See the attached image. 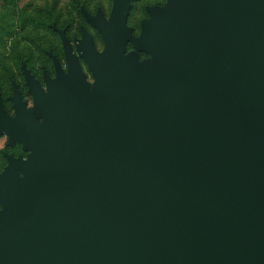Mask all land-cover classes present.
<instances>
[{"label": "water", "instance_id": "95a60500", "mask_svg": "<svg viewBox=\"0 0 264 264\" xmlns=\"http://www.w3.org/2000/svg\"><path fill=\"white\" fill-rule=\"evenodd\" d=\"M131 6L80 46L94 97L74 67L34 85L43 126L0 106L34 152L0 176V264H264V0H168L137 39Z\"/></svg>", "mask_w": 264, "mask_h": 264}, {"label": "flooded vegetation", "instance_id": "af4514ba", "mask_svg": "<svg viewBox=\"0 0 264 264\" xmlns=\"http://www.w3.org/2000/svg\"><path fill=\"white\" fill-rule=\"evenodd\" d=\"M134 0H131V4ZM97 7L98 10L92 13L89 9L85 12L82 10L78 13H68V17L65 21L61 22V27H53L50 29H41L50 33L49 36L34 37L29 40L20 36V44L18 45L21 49L31 50L32 58L22 59L17 63L16 59L10 60L11 68L6 76L0 77L4 79L2 89H0V106L10 119H17L16 110V97L19 98L21 105L24 110L28 112L33 120L40 126L46 123L44 117L34 116V112L37 107V93L34 91V85L37 90L45 98H50L52 95L53 87H60L62 81H72L73 69L76 67L79 73L83 77V82L88 87V93L91 97H94V87L96 84L95 76L83 57L80 46L85 43V36H88L92 42L95 50L102 54L106 48V41L101 31L93 24V19H98L101 14L106 22H110L112 16L109 12L110 2L106 0ZM109 2V5L106 4ZM115 3V0H114ZM113 4V0H112ZM164 7V6H163ZM153 7V8H163ZM114 9V8H113ZM152 9V8H151ZM105 10V15H104ZM133 11V6L128 17V26L130 22V15ZM148 19L150 20L149 10ZM143 21L141 28L143 31ZM133 39H137L141 36L142 31L137 34L136 26L131 29ZM126 55L135 54L138 57L139 63L143 64L151 60V56L140 52L135 47L133 41H130L126 47ZM16 54V53H15ZM70 55L73 59L74 64L70 60ZM16 64L20 66L17 67ZM19 139L12 140L9 133L0 134V176H4L10 172L12 166L11 160L28 162L30 156L34 152L27 151L24 144ZM19 178L23 176L22 172L17 170ZM3 206H0L2 210ZM0 210V211H1Z\"/></svg>", "mask_w": 264, "mask_h": 264}, {"label": "trees", "instance_id": "16d2710c", "mask_svg": "<svg viewBox=\"0 0 264 264\" xmlns=\"http://www.w3.org/2000/svg\"><path fill=\"white\" fill-rule=\"evenodd\" d=\"M4 3L3 9L7 10L3 13L0 19V44H4L7 51L5 55H0V77H4L8 74L9 68H11L10 59L12 56L17 60V63L22 59L32 58V51L21 49L18 45L20 44V36L29 40L34 37L40 36L41 29H50L53 27H61V15L56 14V9H40L36 6L30 4L26 6L25 10L18 11V3L20 0H0ZM52 1V0H47ZM75 4L73 14L75 12L79 13V3L82 0H72ZM95 1V0H93ZM59 0H55L56 7ZM74 5V4H73ZM30 8L36 9L35 11H30ZM134 9V8H133ZM18 28V32L17 29ZM50 34V33H49ZM14 38L10 43V47L7 46V40ZM11 51V52H10ZM16 53V54H15ZM13 54V55H12ZM11 55V56H10ZM19 67V64H16ZM4 79H0V89H2Z\"/></svg>", "mask_w": 264, "mask_h": 264}, {"label": "rangeland", "instance_id": "374dc122", "mask_svg": "<svg viewBox=\"0 0 264 264\" xmlns=\"http://www.w3.org/2000/svg\"><path fill=\"white\" fill-rule=\"evenodd\" d=\"M14 1V0H13ZM103 2H105L106 0H102ZM110 2V7H108L109 12H111L114 8V0H113V4H112V0H108ZM109 2H106L107 5H109ZM168 3V0H134L132 2V6H133V11L131 12L130 15V22H129V28L132 29L136 26V36H138V34L142 31L141 28V23L143 21H146L148 19V13L147 11L153 7H165ZM34 5L36 6V8H40V9H56V14L61 15V21H65V19L68 17V13L73 12L72 10L75 7V4L78 5L77 3H73L72 0H59V3L56 7L55 6V0L52 1H47V0H20L18 3L19 9L18 11H22L25 10L26 6L28 5ZM74 4V5H73ZM79 12L82 10L83 12L87 11L88 9L90 11H92V13H95L98 10V6L99 4H102L101 0H82V2L79 3ZM111 5L112 6V10H111ZM4 3L2 1H0V19L3 16V13L7 10L3 9ZM36 9H32L30 8V11H35ZM111 10V11H110ZM104 15H105V10H104ZM18 32V28L16 29ZM50 34L45 32V31H40V36L46 37L49 36ZM23 38V36L21 37ZM14 38L12 37L10 40H7V46L10 47V43L12 42ZM7 51L6 47L4 44H0V55H5V52ZM11 52V51H10ZM13 55V54H12ZM11 56V55H10ZM12 59H14V57L12 56ZM10 59V60H12ZM25 176H22L21 178H24ZM1 210V209H0ZM3 211V208L2 210ZM0 211V212H1Z\"/></svg>", "mask_w": 264, "mask_h": 264}]
</instances>
